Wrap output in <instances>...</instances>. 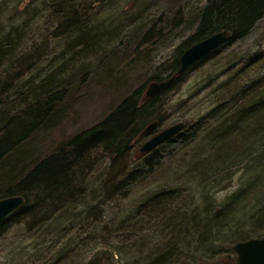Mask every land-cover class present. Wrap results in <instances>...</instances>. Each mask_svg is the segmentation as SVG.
<instances>
[{"label":"rangeland","instance_id":"374dc122","mask_svg":"<svg viewBox=\"0 0 264 264\" xmlns=\"http://www.w3.org/2000/svg\"><path fill=\"white\" fill-rule=\"evenodd\" d=\"M218 1L0 0V135L25 112L30 124L42 122L9 157L21 156L27 172L106 119L127 96L138 91L145 98L151 80L174 71L172 62L198 39L201 13ZM251 86L252 96L264 93V17L150 103L149 112L160 120L154 134L182 122L186 143L176 138L163 146L153 175L130 194L125 189L114 193V186L123 179L120 175L140 166L138 150L148 137L133 141L117 160L101 149L92 156L84 179L88 196L79 204L85 207L75 210L86 213L79 226L64 224L62 234L68 241L69 234L83 233L77 230L82 226L101 225L105 233L119 227L92 239L83 233L81 244L89 243L64 264H86L94 254L100 264H148L161 249L169 254L166 264H236V243L264 239V200L258 198L264 193V121L249 117ZM34 108L40 109L37 118ZM6 119L9 127H4ZM232 122L236 126L228 132ZM217 155L225 158L217 160ZM5 168L0 166V197L14 183V174ZM169 189L177 193L173 207L165 212L151 207L137 226L140 234L130 233L131 225H124L130 210L149 207L144 200L152 192ZM234 194L235 202L223 205ZM204 218L211 219L208 232L194 226ZM25 230L13 227L0 238V264L35 254ZM69 252L67 246L63 256ZM50 258L46 254L38 260L56 264Z\"/></svg>","mask_w":264,"mask_h":264},{"label":"trees","instance_id":"16d2710c","mask_svg":"<svg viewBox=\"0 0 264 264\" xmlns=\"http://www.w3.org/2000/svg\"><path fill=\"white\" fill-rule=\"evenodd\" d=\"M74 8L75 5L69 7L71 12ZM263 17L264 0H219L218 3L211 5L201 13L199 27L195 34V37L198 39L195 40V42L215 32L227 30L229 32V37L222 46L228 45L230 42H234L246 36L253 29L256 22ZM80 40L81 39H78L77 42H75L77 46ZM89 41L93 42V40ZM192 44L193 42L190 43L188 47ZM213 53L214 52L208 57ZM171 66L176 69V66H178V58L175 62H172ZM180 78H178V80ZM154 80L159 81L158 79ZM173 85L152 99L139 97L140 94L138 91L132 93L127 96L106 119L73 137L64 145L65 148H58L50 156L44 157L36 163L27 172L25 170V162L21 156H12L11 159L9 154L17 150L22 141L25 142L27 140L28 134L33 130H37V128L39 129L42 122L38 125H36V123L33 125L30 124L28 118H31V116L28 112L23 113V116L15 120H11L12 124L10 127L9 120H3L6 121L4 127H9V129L4 130L5 133L0 135V166L6 167V171L14 174V178L11 179L14 183L8 184L6 187L8 190H4L6 191L4 197L22 196L25 199V204L17 213L0 224V238L13 227L18 228L25 226L27 228L25 232L29 233L31 241H33V249L36 250L35 254L29 256L27 259H23V261L20 259L19 255H17L11 264H29L30 261V264H43L38 259H42L46 254L50 255V259H56V264H62V261L64 264V262L69 261L72 257L73 254L71 253L75 251L79 253L82 246H85L87 242L89 243V241H85L81 244L80 236L83 233H85L83 235L89 236L90 239H92L93 236H97L98 234H103L102 236H104V234H108L119 227H115L112 223L114 229H110L105 233L101 225L98 227L95 226L96 228L92 225L82 226L77 230L83 233L69 234L70 238L68 241L65 237L66 234H62L63 231H65L64 224L76 223V225L79 226L82 216L86 213L84 211L75 212V210L79 207H85V204H79L85 202L84 198L88 196L89 186L86 184V181L84 183V179H87L89 168H92V156L97 154L98 149H101L105 153L110 152L109 154L113 156L111 158L112 161L117 160L122 154L129 151L133 141L138 142L142 139V137H140L142 131L139 128L140 124L143 123L146 127L150 123H155L153 129V131H155L160 124V120L152 116L148 107L151 102L157 101L162 95L167 93ZM254 86H251L252 94L248 113L250 119H252L251 121L263 122L264 93L262 95L252 96L254 93ZM39 112V108H34L32 116L37 118ZM243 114H245V112L241 111L239 113L241 120L245 117ZM6 115L7 114L4 113V117ZM45 117L46 116H44L43 119ZM26 122L29 124L22 130ZM230 125V127L228 126V132L234 129L236 122H232ZM17 129H19V131L13 134L12 132ZM224 131H226V126L224 127ZM183 133L187 134L188 130H183L173 139L178 138L186 143V140H183ZM173 139L160 145L151 153L143 155L138 161L139 167L130 169L120 175V177H124L120 180L119 186H114L115 191L113 190V192L117 193L125 189V195L130 194L134 186L141 182L147 175H153L156 170L155 162L158 160L157 153L163 146L171 143ZM148 156L150 157L146 158ZM222 157L224 156L217 155L216 159L223 161L225 157L223 159ZM254 158L259 160L258 156ZM108 185L113 186L114 184L110 181ZM176 195L177 193L174 192L173 189H169L154 191L148 198H146L148 194L145 197H141L142 200L146 198L144 201L147 202L149 207L145 208V205H137L135 208L131 209L130 211H132V213L125 217L126 221L124 225L129 223L132 228L130 233L137 232L140 234L141 229L137 226H141L144 214L147 215L149 209L154 206L158 208V211L162 212H165L167 206L172 208L177 197ZM235 196L236 194L229 197L228 200L231 199L223 202V205L235 202L232 199ZM1 198H3V196L0 197V199ZM258 198L264 200V193ZM262 217H264V212L262 213ZM78 219H80V221ZM132 223H134V226ZM195 225H197L196 228H198V230L208 232L211 219L204 218L203 220L196 221L194 226ZM218 229L219 227H216V231ZM54 230L59 234H52ZM100 239L101 236L98 238L97 244ZM67 246L70 252L66 258L63 254ZM94 255L86 261V264H100V261L97 262ZM168 256L169 254L161 249L157 257L153 258L148 264H166ZM110 259L113 261L112 253Z\"/></svg>","mask_w":264,"mask_h":264},{"label":"water","instance_id":"95a60500","mask_svg":"<svg viewBox=\"0 0 264 264\" xmlns=\"http://www.w3.org/2000/svg\"><path fill=\"white\" fill-rule=\"evenodd\" d=\"M229 37L227 30H221L211 34L201 41L193 44L178 58V67L166 78L159 81H150L145 90L144 96L152 99L171 87L179 77L204 60L209 54L223 45ZM155 123H150L140 133V137L146 136L154 129ZM185 127L182 122L176 123L162 131L152 135L146 140L139 152L146 154L172 139ZM25 204L22 196H7L0 199V224L18 212ZM236 253V264H264V239H250L238 242L233 246Z\"/></svg>","mask_w":264,"mask_h":264},{"label":"bare ground","instance_id":"6f19581e","mask_svg":"<svg viewBox=\"0 0 264 264\" xmlns=\"http://www.w3.org/2000/svg\"><path fill=\"white\" fill-rule=\"evenodd\" d=\"M78 19H79V17H77ZM79 21H80V19H79ZM74 27L76 28L77 26H76V24L74 23ZM75 45V43H73L72 44V47Z\"/></svg>","mask_w":264,"mask_h":264}]
</instances>
